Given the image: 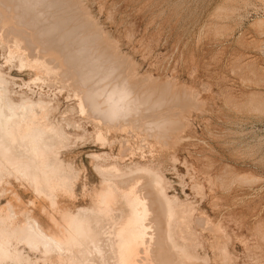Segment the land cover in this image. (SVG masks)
<instances>
[{"label":"rangeland","instance_id":"rangeland-1","mask_svg":"<svg viewBox=\"0 0 264 264\" xmlns=\"http://www.w3.org/2000/svg\"><path fill=\"white\" fill-rule=\"evenodd\" d=\"M0 29L5 39H0V64L16 82L15 89L33 98L41 92L52 100L50 119L64 118L72 133L86 131L83 139L73 143L70 137L59 149L60 158L77 175L71 193L58 196L62 204L71 210L92 205L102 180L92 153L118 156L123 166L151 161L165 180L166 195L176 201L173 210H185L183 215L174 210L180 212L179 220L176 214L170 225L161 224L168 235L174 234L172 239L166 240V232L156 233L160 236H154L148 256L140 253L137 263L264 264V0H0ZM15 43L25 52L21 67L16 53L5 61ZM36 55L44 68L32 61ZM80 72L88 73L89 81ZM108 93L114 99L106 98ZM80 94L90 102L85 111L79 107ZM77 121L80 129L74 126ZM96 129L107 136L98 141ZM125 175L130 178L124 174L122 181ZM11 182L24 200L35 197L31 188L22 191L23 186ZM140 186V191L153 194L152 188ZM6 198L0 196V204ZM36 202L52 210L48 198ZM123 203L120 198L118 206L124 208ZM157 237L164 241L156 242ZM176 247L192 259L177 255ZM25 251L39 255L27 247ZM106 251L105 264H113Z\"/></svg>","mask_w":264,"mask_h":264},{"label":"bare ground","instance_id":"bare-ground-1","mask_svg":"<svg viewBox=\"0 0 264 264\" xmlns=\"http://www.w3.org/2000/svg\"><path fill=\"white\" fill-rule=\"evenodd\" d=\"M29 7H30V5H29ZM58 23H59V21H58ZM52 25H54V24H52ZM1 30L2 29H0V35H1ZM52 31H54V30H52ZM0 39H2V38L0 37ZM2 40L4 41L5 39H2ZM16 43L13 44V45H15V49L12 48V50H10L9 54L5 58L6 59L5 61L7 62L10 59H12V57L14 56L13 53H16L17 57H20L19 58L20 62L19 61H17V62L20 63V67H21V64H23L22 62L24 61L23 54L25 52L23 51L22 53H20L19 50H22V49L19 48V50H18L19 46H17ZM21 44H23V43L21 42ZM21 44H20V46H21ZM10 45H11V43H10ZM13 45H12V47H13ZM10 49H11V46H10ZM31 50L32 49H30V51ZM79 52H81V50ZM7 53H5V55ZM37 55H38V53H37ZM37 55H36V58L32 61H34L35 64H37L39 66H43V68H44L45 64L42 63L41 60H39ZM42 55L44 57V54H42ZM49 55H51V54H49ZM49 55H46V56L49 57ZM53 55L54 54H52V56ZM84 56L85 55H83V57ZM31 58H30V60H31ZM50 58H48V59H50ZM56 58H58V55ZM28 62H27V65H28ZM66 62H67V60H66ZM71 62L72 61H69V63H71ZM81 62H83V61H81ZM73 64H72V66H74ZM48 65H49V63H48ZM15 66H18V65H15ZM32 66H29V67L32 68ZM68 66H70V65H68ZM22 68H23V66H22ZM22 68H20V69H22ZM93 68H94V66H93ZM7 69H8V67H7ZM48 70H49L48 67H46L45 71H48ZM83 70H84V68H83ZM53 71H55V70H53ZM80 71H82V70L80 69ZM86 71H88L89 74L88 73L83 74L84 71L80 72V74L82 73L83 74L82 76L85 75V77L86 76L88 77V75L91 74V77H92L94 72L91 73L92 70H90V71L86 70ZM47 73H49V72H47ZM76 73L79 74L78 69H77ZM41 74H42V71H41ZM61 74L63 75V77L61 75H59V76H61L62 79L65 78L66 75L64 74V72H62ZM97 74H98V72H97ZM67 75H69V74H67ZM37 76L38 75H36V77ZM79 76H81V75H79ZM95 76H96V74H95ZM57 78L59 79L60 77H57ZM82 78H84V77H82ZM90 78L89 77H88V79L85 78V80L87 79V81H89ZM49 79L52 80L51 76ZM79 79L81 80V78H79ZM65 80H67V78H65ZM95 80H93V82ZM39 81H40V79H39ZM41 81H43V80H41ZM62 81L63 80H61V82ZM80 82H78V84H80ZM83 82H84V79H83ZM28 83H30V82H28ZM43 83L45 84L44 81H43ZM15 84H16V82L13 80V77H9L8 74L5 72L4 68H2V64H0V196H2V195L7 196L5 202L3 204L2 203L0 204V264H92L93 260H95L97 258L100 260V262L98 261V263L105 264V261L108 260V256H109V255H107L105 257V250L106 249H107L106 254L110 253L109 259L112 260L111 262H113V264H139V262L137 263V259L140 255V253H143L144 256H148V252L150 251V246L152 245L151 243H152V240L154 239V236H157V235L160 236L159 235L160 233H164L165 235L167 233V235H168V232H166V229H168V228L166 227V225H164L166 228H161V224L164 222L165 224L168 223V225H170L169 224L170 220H172L173 216L177 214V212L174 213V210L178 209V208H176L173 210V206H172L173 203L172 202L174 199H171L166 195L165 180L162 177V175L160 174V172L158 171V169L156 168V166H154L151 161H147L146 163L141 164V165H134V166H132V165L126 166L125 165V166H123L122 163L120 164V162H118L116 160L117 158L115 159V157H118V156L113 157V156H111L105 152H103V153H92L91 156L95 161V165L94 164L93 165L96 169V172L102 178L101 186L98 190L94 191L95 197H94L92 205H82V206L77 207L75 210L69 209L67 206H65L64 204H62L59 201L58 196L60 194H64V193H69V192L71 193V187L74 184L73 182L76 180L77 175H76V171L74 170L73 166L69 162H65L63 159L60 158L59 149H61V145L63 144V142H65V140L67 141L70 137L73 138V141H72L73 143L76 140L83 139L86 131L83 130L81 132H73V133L68 131L69 129L67 127L69 126V122H65L64 118H62L60 121H54V120L50 119V117H49L50 112H51V110H53V105H52L51 99H49L45 95L41 94V92L39 93L38 97L33 98L32 96L28 95L27 93H25L23 91L16 90L15 86H14ZM44 84H43V86H44ZM50 84H52V83H50ZM68 84L69 83H67V85ZM64 85H66V84H64ZM71 86H73V85H71ZM84 86H87V85H85V82H84ZM74 87L75 86H73V90H74ZM77 87H79V85ZM63 88H65V87H63ZM111 88H110V90H111ZM113 88H114V86H113ZM40 90H41V88H40ZM80 90H81V87H80ZM70 91H69V93H70ZM85 92H87V91L85 90ZM91 92H92V90H91ZM73 93L74 92H72V94ZM121 93L123 94L122 90H121ZM91 94H93V93H91ZM112 94L111 95L109 94L110 95L109 97L106 95V98L109 99L112 96ZM118 94H120V93H118ZM118 94H116V95H118ZM128 94H130V93L127 92L126 95H128ZM84 95L85 94H83V95L80 94V97H79L80 99L77 97L80 100L79 101V107L81 108V111H83L84 108L88 109V105L90 104V102L87 100L88 98H86V95L85 96ZM33 96H34V94H33ZM119 96L120 95H118V97ZM130 96H131V94H130ZM67 97H68V95H67ZM91 97H93V95H91ZM106 98H105V101H106ZM127 98H128V96H127ZM112 99H114V98H112ZM66 101H68V100H66ZM121 101L119 100L120 103H122ZM69 102H72V101H69ZM69 102H67V103H69ZM100 102H101V99H100ZM116 102H117V99H116ZM125 102H127V101L125 100ZM96 103L99 104V102H97V99H96ZM107 103L109 104L110 102L107 101ZM111 103H112V101H111ZM141 103H143L142 99H141ZM145 103H147V102H144L143 104H145ZM84 104H86L87 108L84 106ZM92 104L93 103H91L90 106H92ZM122 104H125V103H122ZM114 106L115 105H112V108H111L112 111H113ZM142 106H144V105H142ZM95 107H96V105H95ZM103 107H105V106H103ZM125 107L130 108L128 105ZM89 108H91V107H89ZM89 110H91V109H89ZM89 110L86 111L87 115H88ZM96 110H97V108H96ZM100 110H101V108H100ZM123 110H124V108H123ZM123 110H121V111H123ZM128 110L129 109H127V112L125 111L124 113H128ZM92 111L94 112L95 110L92 109ZM107 112L109 113L110 111H107ZM66 113H67V111H66ZM80 113H82V112H80ZM96 113H94V114L99 115L101 112H98L99 114H96ZM94 114L93 115L91 114L92 118H94L93 117V116H95ZM101 115H102V118L107 119V117H106L107 114L105 117L103 116V114H101ZM111 115L112 114H110V116H109L110 118H111ZM62 116H64V114ZM116 116L118 117V115H116ZM97 117H99V116H97ZM125 117H126V115H125ZM127 117H126V120H127ZM95 118H96V116H95ZM99 118H100V121L103 120V119H101V117H99ZM112 120H114V119H112ZM74 126H75V128L80 129L81 123L79 121H77V122H75ZM99 126H100V123H99ZM101 127H103V126H101ZM66 129H68V130H66ZM103 131H104V129H103ZM88 133H89V131H88ZM102 133L104 134V132H102ZM95 135H96L95 139H98V141H100L99 139H101L103 136H105V135H101L100 132L97 131V129H96ZM105 137L103 139H105ZM106 143H107V141H106ZM142 145H144V144H141V147H142ZM66 146L69 147V145H66ZM126 147H127V145H126ZM145 147L147 149V146H145ZM145 147H142V148H145ZM135 149H137V148H135ZM146 151H148V150H146ZM147 154H149V153H147ZM120 156H122V155H120ZM151 160H152V158H151ZM92 161L93 160H91V162ZM121 161H122V159H121ZM134 172H135L136 177H137L136 172L137 173L140 172L139 175H142V177H140L139 175L138 176L141 179L144 178L143 176L147 175V177H145V178L148 181V186H146L147 181L145 178L143 180H141L143 182L142 183L140 182V184L138 185L140 178L138 179V177H137L136 179H134V176H135L133 174ZM124 174H129L130 178H128V176L125 175L128 179L126 177H123V179L125 181L124 180L122 181V178H120V177L123 176ZM130 174H133L134 176L133 175L131 176ZM148 177H149V179H148ZM119 179H121V180H119ZM11 181L15 182L17 186H23L22 191H25L28 187L31 188V190L35 194V197L32 199L30 198L28 200H24L20 196L18 191L15 189V187L12 185ZM120 181H122V182H120ZM145 181H146V183H145ZM140 185L145 187V189L147 187H150V189L152 188L153 194H155L154 195L155 198L153 197V200H151L149 198V196H153L152 192H147V193L145 192L144 193V192L140 191L141 189H144ZM138 186L141 189H138ZM7 194H10V195H7ZM150 194H152V195H150ZM38 197L48 198L50 201V204L52 206V210L48 211L44 205H39L36 202V198H38ZM120 198L124 202L123 203L124 208H121L118 206V200ZM157 202H160V203H157ZM174 203H176V201ZM152 204H153V206H152ZM160 204H162L163 207H161ZM154 205H157V206L155 207ZM178 210H180V207ZM178 210H176V211H178ZM184 210H185V208H184ZM184 210H182V211H184ZM182 211H181V214H182ZM155 212H157V213H155ZM154 213L156 214V216H155L156 220L153 217ZM40 214H43L47 218V222H45L41 219V217L39 216ZM161 214L164 216V217L162 216L164 220H162V218H160ZM178 214H179V216L181 215L180 212ZM178 214H177V216H178ZM158 216H159V218H158ZM177 216H176V218H177ZM179 216H178V220L180 219ZM180 222L178 221L179 224H180ZM155 224L157 227L155 226ZM179 224H177V225H179ZM176 227H175L174 231H176V234L179 237V236H181V234H178L180 232H178L179 229ZM170 228H171V226H170ZM154 229H155V231L159 230V232L156 231L153 233ZM160 229H162V230L160 231ZM185 230H187V229H185ZM189 230H190V228H189ZM170 231H171V229H170ZM170 231H169V234H170ZM181 231H183V230H181ZM156 233H159V234H156ZM193 233H194V231H193ZM165 235L163 236V238L167 236V235L166 236ZM170 235H174V234H170ZM170 235L167 236L170 238V239L166 238L167 241L172 239ZM161 236H162V234H161ZM175 237H176V235H175ZM160 239H162V237L161 238L159 237L156 240V242L161 241ZM183 239H181V240H183ZM185 241H186V239H185ZM171 242H170V245H172ZM188 242L189 241L187 240L186 245H188ZM20 244L23 245V248L19 247V246H21ZM173 244H175L174 241H173ZM170 245H169V247H171ZM177 246H179V245H177ZM25 247H27L32 253L33 252H39V255L37 256L36 254H34L36 257H34V256L31 257L29 255V253L25 251ZM174 247L175 246H173L172 249ZM184 248H183V250H185ZM181 249H182V247H181ZM174 250H176L175 253H178L177 251H179V253H180V249L178 250L177 247ZM179 253L177 255L180 256V255L184 254L185 252H182L180 254ZM195 254H196V252H195ZM189 256H191V255H188V254H187V256L185 255V257H187L186 259H189V258L192 259V257H189ZM180 259L181 260L183 259L182 256L180 257ZM191 259L189 260V263L193 261ZM182 261H184V260H182ZM187 262H188V260H187ZM196 263H198V262H196ZM95 264H96V262H95Z\"/></svg>","mask_w":264,"mask_h":264}]
</instances>
